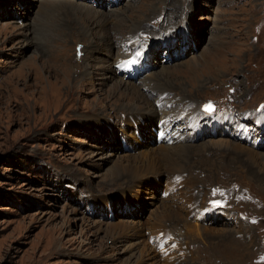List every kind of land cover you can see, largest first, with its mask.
<instances>
[{
  "label": "rangeland",
  "instance_id": "rangeland-1",
  "mask_svg": "<svg viewBox=\"0 0 264 264\" xmlns=\"http://www.w3.org/2000/svg\"><path fill=\"white\" fill-rule=\"evenodd\" d=\"M38 1L0 0V264H264V149L212 125L217 137L166 148L147 146L146 132L145 143H139L142 136L136 144L126 139L142 153H126L112 141L123 134L121 111H147L148 95L137 85L141 77L138 87L119 76L109 80L98 60L107 38L117 45L129 30L138 36L143 26L149 36L152 27L165 33L185 26L187 33L190 26L187 44H178L187 54L167 63L158 56L151 77L178 88V95L198 97L201 105L213 100L238 111L264 107V0H122L110 9L104 0L91 1L96 8L86 0H48L65 7L44 17L39 11L45 2L34 15ZM109 10L116 12L106 15ZM86 12L105 14L100 36L79 32L84 21L99 31L91 29L95 20L85 18ZM35 21L42 40L37 47L30 43ZM113 21L122 23L114 27ZM70 23L76 29H67ZM61 33L66 36L59 41ZM80 70L94 73L89 78ZM126 84L133 99L124 93ZM150 95L156 109L167 108L154 103L155 92ZM97 115L107 121L106 130L96 120L95 127L88 123ZM180 145L186 147L173 148ZM150 173L157 175L148 178ZM181 173L188 179L186 190L177 189L182 192L176 202L158 199L162 182L167 191ZM199 194L208 206L225 194L226 208L244 220L222 211L223 222H188ZM172 228L181 236V243L174 241L178 251L161 257L148 237L172 236Z\"/></svg>",
  "mask_w": 264,
  "mask_h": 264
},
{
  "label": "bare ground",
  "instance_id": "bare-ground-1",
  "mask_svg": "<svg viewBox=\"0 0 264 264\" xmlns=\"http://www.w3.org/2000/svg\"><path fill=\"white\" fill-rule=\"evenodd\" d=\"M46 1H48V0H40V1H38V5L36 6V10L34 11V15H35V13H36V11L38 10V8H39V6H40V4L42 3V2H45V3H43L42 4V6H41V10L39 11V15H41L42 14V17H44V16H46L48 13H49V11L50 10H52V9H55V8H57L58 9V11H59V14H60V11L65 7V6H61V5H59V4H56V3H52V2H46ZM2 2V1H1ZM22 5V4H21ZM113 12H116V10H109V12H106L105 14L106 15H114V13ZM90 14V15H89ZM105 14H93V16L91 15V13H89V12H86L85 13V15H86V17L85 18H87V17H91L92 16V18L95 20L94 22H93V27L91 28V29H93L94 27H99V31L98 32H93V30H90L89 29V27H88V24H87V22H85L84 21V23L82 24V22H81V27H79V32H81L82 34H84L86 37H88V38H90V37H92V38H94V36L95 35H98V36H100V34H102V33H104V30L106 31V22H107V18H106V16H105ZM116 14H119L120 15V12H118V13H116ZM123 14V13H122ZM124 15V14H123ZM119 18L118 19H125V17L123 16V18H122V16L120 17V16H118ZM102 18H103V20H102ZM112 18V17H111ZM109 19V18H108ZM116 19V18H115ZM110 20V19H109ZM111 21V20H110ZM109 22V21H108ZM143 22V21H142ZM31 23H32V20H31ZM30 23V24H31ZM113 23H114V21H113ZM122 23V22H121ZM121 23H114V27H117V26H120L119 24H121ZM33 24L35 25V28L36 29H30V34H32L31 35V39H30V43L31 44H34V46L35 47H37L39 44H40V40H41V36H40V34H38V27L40 26V24L39 23H37L36 21L35 22H33ZM108 24H110V23H108ZM144 24H146V23H144ZM90 25V24H89ZM29 25L28 24H26V25H24V27L26 28V29H29V27H28ZM74 27L75 29H76V27L74 26V24L73 23H70L69 25L67 24L66 25V28L67 29H70L71 27ZM125 26V25H124ZM131 26V28H132V26H134L133 24H131L130 25ZM149 26V25H148ZM185 27V26H184ZM184 27H182V28H178V29H174V31H169L170 32V36L171 37H174V38H176L177 39V41L175 42V43H171V42H167L166 43V47L163 49V50H167V53H168V55L171 57L172 56V53H173V51L174 50H176V48H177V46H178V44L181 42H184L185 43V41H186V43L185 44H187V39H190V37H188V35L190 34V35H192L191 33H190V29H191V27L190 26H186V31H187V33L184 31ZM124 28V27H123ZM74 29V30H75ZM122 29V28H121ZM120 29V30H121ZM183 29V32L181 31ZM71 30V29H70ZM110 30V29H109ZM125 31H126V29H124ZM129 29H127V31H128ZM126 31V32H127ZM141 32H143V33H145L147 36H149V34H148V31L147 30H145L144 29V26L141 28V30H140V32H139V34H138V36L141 34ZM117 33V32H116ZM120 33H122V32H120ZM166 33V32H165ZM79 34V33H78ZM80 35V34H79ZM83 35V36H84ZM63 36H66V34L65 33H61L60 35H58L57 36V39L60 41V38L61 37H63ZM150 36H152V35H150ZM134 37H136V34H135V32L134 31H132V30H129V32H128V39L127 38H124V37H122L121 38V41H120V43L118 44L117 43V45H115V42L113 41V42H110V41H108V38L104 41V46H100L99 48H98V50H101L103 53H104V56L102 57V58H98V60H99V64H100V66H101V68L103 69V66H104V71H106V73H107V76H108V79L110 80V79H115L116 77H118L117 75H116V73H115V71H114V69H113V67H112V63L114 62V60L116 59H118V58H120V57H122L121 55H125L126 54V51H125V48H129L127 45L130 43V42H133V38ZM97 39V38H96ZM192 39H193V37H192ZM116 40V39H115ZM32 41V42H31ZM42 41V40H41ZM91 41V40H90ZM92 43V42H91ZM189 43H191V42H189ZM27 45V44H26ZM115 45V46H114ZM182 45V44H181ZM88 50H89V48H88ZM179 50V49H178ZM181 50V49H180ZM187 51L188 50H186L185 51V54H187ZM86 52V51H85ZM88 52V51H87ZM174 53H176V52H174ZM151 55H152V57L154 58V59H157V53L155 52V51H152L151 52ZM116 56V57H115ZM114 57H115V59H114ZM177 58H180V54H178L177 56H176V58L175 59H177ZM115 60V61H116ZM84 61V60H83ZM86 61V60H85ZM84 61V62H85ZM112 61V62H111ZM152 65L153 64H151L150 63V66H151V70L153 69V67H152ZM156 66V65H155ZM150 70V71H151ZM149 71V72H150ZM81 72H82V74H81ZM147 72V73H145V74H143V75H141L140 77H141V83L139 82V84H138V86H141L142 88H140L139 90H141V92L143 93L144 91L143 90H145V92L144 93H146L147 95H148V98L146 97V103L148 104V106L150 107V108H148L147 106V108L145 109V110H147V111H142V112H135V113H130V112H133L134 110H136V108H137V106H133V109H132V111H127L126 112V109H122V113L121 114H124V120H123V122L125 123V127H120V129H118V131H122V133H123V135L124 136H126V132L128 133V129H129V127H130V125H132L131 123H130V121L129 120H131V119H133L134 121H135V123H136V126H137V128H141V126H143L144 124H148V123H150V122H153V123H155V122H157L158 121V115H160V114H162V112L161 111H158L156 108H155V106H153V104L151 103V101H152V95H150L152 92H155V94H156V97L154 98V100H155V102L154 103H158L157 105H159V103H166V106H168V105H170V109H167V110H164L165 111V116H170V115H172L175 119L177 118H179L180 117V114L181 115H183L184 113H187L188 115H190V113H192V112H194L192 109H190V107H194L195 106V108H201V103H198V100L197 99H199L198 97H192L193 99H188L186 96L187 95H178V92H179V89L178 88H171L170 86H168V85H165V84H162V83H157V80L156 79H154V78H152L151 77V75H152V73L150 72ZM62 73H64V72H62ZM93 73H94V71H93ZM93 73L92 72H86V71H81L80 70V74L82 75V76H88L89 78H91V76L93 75ZM69 75H65L64 76V79L65 80H68L67 79V77H68ZM139 77V78H140ZM120 78V77H119ZM138 78V79H139ZM137 79V80H138ZM80 80H82V79H80ZM137 80H136V82H137ZM120 81H124L122 78H120ZM78 82V81H77ZM125 82V81H124ZM159 82V81H158ZM119 84L121 85L122 84V82H119ZM116 86L118 87V84H116ZM126 86V91L127 92H124V93H131V97H132V99H133V97H134V94H135V92H133V91H130L129 90V86L126 84L125 85ZM134 86H137V85H135L134 84ZM137 86V87H138ZM174 90H176V92L174 93V95H173V99L172 100H170V99H167L166 98V95H168L169 93H171L172 91L174 92ZM123 93V94H124ZM207 93V92H206ZM144 95V94H143ZM144 97H145V95H144ZM154 97V96H153ZM130 98V97H129ZM194 98H196V99H194ZM134 99H138V100H140V101H142L144 98H142V97H139V96H137V97H135ZM186 99H188V101H185ZM142 103V102H141ZM133 105L135 104V103H132ZM173 104L175 105V104H179V105H182V106H184L185 105V108L183 109V111H180L179 109H177L176 107H174L173 106ZM155 105V104H154ZM123 106V105H122ZM129 106V105H128ZM128 106H126V107H128ZM160 106V105H159ZM208 106H205V108H207ZM175 109H176V111L177 112H180V114H176L175 112ZM151 110V112H149ZM103 118V115H97V116H95V119H89V121H88V119H86L85 121H83V122H87L88 121V123L90 122L91 123V121H94V120H96V122L97 123H99V124H96L95 123V121L93 122V125H92V127H95V124L98 126V127H100V128H102V130L104 129V130H106V128H105V124H106V122L107 121H103V120H100V119H102ZM143 124V125H142ZM108 126L109 125H107V129H108ZM214 128V127H213ZM212 128V129H213ZM110 129V128H109ZM211 129V130H212ZM221 129V128H220ZM210 130V131H211ZM101 131V130H100ZM224 131V130H223ZM130 134V139L136 144L137 143V140H138V138L135 136V135H133V133H129ZM108 135H112V132L110 131L109 132V134ZM174 135V130H172V132L171 133H166L165 135H164V138H170V137H172ZM99 137V136H98ZM140 137H141V135H140ZM97 138V137H96ZM128 138V139H129ZM142 138V137H141ZM143 139V138H142ZM154 142H153V144H154V146L152 147V149H154V148H159V147H164V148H166L167 147V145H157V146H155V144H156V142H155V140H153ZM132 142V143H133ZM187 142V141H186ZM130 143V141H127L126 140V144L127 145H129L130 147H131V149L133 150V151H135V154H133V155H137V154H140V153H142V152H139L136 148H135V146L133 145H130L129 144ZM181 143H183V142H181ZM181 143H176L175 145H179V144H181ZM231 143H234V142H231ZM236 144V143H235ZM140 147V146H139ZM181 147H186V146H184V145H180L179 147H173V148H181ZM144 151H147V148L144 150ZM143 151V152H144ZM158 151H159V153L161 154V151H160V149H158ZM128 152H130V151H128ZM168 173V172H167ZM169 175H176L177 173H168ZM149 175H152V176H155V175H157L156 173H150V174H147L146 176L148 177ZM149 178V177H148ZM142 179H144V177H142L141 179H136V180H133V181H131L132 183H136V182H138V181H140V180H142ZM130 183V182H129ZM132 185V184H131ZM161 188V187H160ZM165 192H166V190H165Z\"/></svg>",
  "mask_w": 264,
  "mask_h": 264
},
{
  "label": "snow or ice",
  "instance_id": "snow-or-ice-1",
  "mask_svg": "<svg viewBox=\"0 0 264 264\" xmlns=\"http://www.w3.org/2000/svg\"><path fill=\"white\" fill-rule=\"evenodd\" d=\"M205 110L206 111H211V105H209Z\"/></svg>",
  "mask_w": 264,
  "mask_h": 264
}]
</instances>
